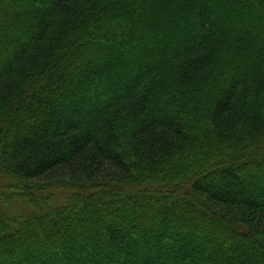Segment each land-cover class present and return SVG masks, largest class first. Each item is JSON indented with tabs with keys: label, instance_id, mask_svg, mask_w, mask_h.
<instances>
[{
	"label": "trees",
	"instance_id": "16d2710c",
	"mask_svg": "<svg viewBox=\"0 0 264 264\" xmlns=\"http://www.w3.org/2000/svg\"><path fill=\"white\" fill-rule=\"evenodd\" d=\"M0 264H264V0H0Z\"/></svg>",
	"mask_w": 264,
	"mask_h": 264
}]
</instances>
